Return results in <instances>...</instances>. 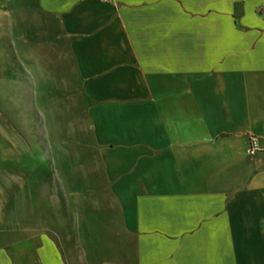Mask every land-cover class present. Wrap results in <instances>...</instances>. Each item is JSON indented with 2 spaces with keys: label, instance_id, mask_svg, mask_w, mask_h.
I'll return each instance as SVG.
<instances>
[{
  "label": "crops",
  "instance_id": "0c3cea01",
  "mask_svg": "<svg viewBox=\"0 0 264 264\" xmlns=\"http://www.w3.org/2000/svg\"><path fill=\"white\" fill-rule=\"evenodd\" d=\"M5 24L51 38L88 102L105 264H264V0H0Z\"/></svg>",
  "mask_w": 264,
  "mask_h": 264
},
{
  "label": "rangeland",
  "instance_id": "374dc122",
  "mask_svg": "<svg viewBox=\"0 0 264 264\" xmlns=\"http://www.w3.org/2000/svg\"><path fill=\"white\" fill-rule=\"evenodd\" d=\"M52 42L16 48L0 33V250L18 264L56 250L66 264H105V232L89 230L91 211L109 199L88 102Z\"/></svg>",
  "mask_w": 264,
  "mask_h": 264
},
{
  "label": "built area",
  "instance_id": "2783aa9c",
  "mask_svg": "<svg viewBox=\"0 0 264 264\" xmlns=\"http://www.w3.org/2000/svg\"><path fill=\"white\" fill-rule=\"evenodd\" d=\"M258 149L259 148H258L257 138L255 136H249L248 137V148H247L248 154H255Z\"/></svg>",
  "mask_w": 264,
  "mask_h": 264
}]
</instances>
